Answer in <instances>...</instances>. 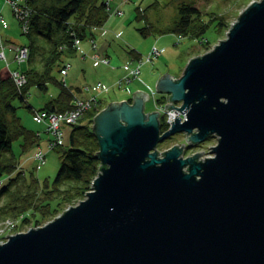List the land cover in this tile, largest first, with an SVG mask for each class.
Returning a JSON list of instances; mask_svg holds the SVG:
<instances>
[{
  "label": "water",
  "instance_id": "1",
  "mask_svg": "<svg viewBox=\"0 0 264 264\" xmlns=\"http://www.w3.org/2000/svg\"><path fill=\"white\" fill-rule=\"evenodd\" d=\"M172 75L155 89L186 118L161 132L147 91L109 102L93 117L91 189L44 225L7 234L0 264H264V0ZM176 133L185 141L160 152ZM212 136V156L183 155Z\"/></svg>",
  "mask_w": 264,
  "mask_h": 264
},
{
  "label": "trees",
  "instance_id": "2",
  "mask_svg": "<svg viewBox=\"0 0 264 264\" xmlns=\"http://www.w3.org/2000/svg\"><path fill=\"white\" fill-rule=\"evenodd\" d=\"M106 2L107 0L23 1V6L31 11L29 30L22 31V34L27 36L28 43L20 44L28 48L26 59L28 67L21 72L26 77V82L23 86L17 87L11 77H3L0 73V179L3 175L7 176L5 184L0 187V218L9 216L18 218L26 214L20 220L19 226L29 223L30 220L33 225H40L47 217L55 215L62 203L79 199L91 189L92 180L101 166L100 160L95 157L99 144L91 124L92 116L103 108L101 100L99 108L87 110L85 116L71 125L68 148L60 155V165L51 183H40L32 172L26 177L24 171L17 167L12 155L13 140L21 137V145L25 148L35 143L39 135L22 125L16 114L19 106L14 102L18 101L34 111L33 106L27 103L30 86L36 85L45 90L47 83L52 81L59 86V92L40 109L51 112L63 111L74 105L76 93H82V90L80 87L72 89L67 86L62 81V76L58 78L53 72L57 71L60 74L63 53L79 49L81 40L95 38L97 29L93 28L102 26L111 16ZM10 8L15 16L13 8ZM176 8L177 15L167 26L155 29L153 25L147 23L139 28V32L143 35L156 32L189 35L199 38L201 44L206 45L208 40H203V37L209 25L216 23V30L226 25L220 18L202 12L192 2H180ZM0 15L6 22L1 12ZM136 18H140L139 8L136 9ZM76 40L78 47L74 46ZM1 42L2 45L5 44L4 41ZM47 42L50 44L46 45ZM133 58L135 59L131 61L134 62L142 59L137 55ZM117 87L121 89V85ZM88 96L90 94L86 97ZM160 121L163 132L167 130V126L162 117Z\"/></svg>",
  "mask_w": 264,
  "mask_h": 264
},
{
  "label": "rangeland",
  "instance_id": "3",
  "mask_svg": "<svg viewBox=\"0 0 264 264\" xmlns=\"http://www.w3.org/2000/svg\"><path fill=\"white\" fill-rule=\"evenodd\" d=\"M10 1L16 0H0V12L7 22L6 29L1 31L2 41L5 43L3 44L5 49L1 51V55L4 54L5 57L2 58L0 56V73L3 77H10L11 69L15 71L17 68L24 69L28 67L26 62L23 64L18 63L15 60V55L9 51L10 45L28 43L27 36L22 34L23 26L14 16L10 8ZM121 1L122 0H109V5L111 8L117 5L116 7H119L123 13H110L111 16H109L104 24L99 26L96 30L95 38L88 37V39L81 40V47L85 51L88 50V42L91 46L92 42L94 43L95 46H92L94 49L91 48L93 50L96 49L97 57H95V59L99 60L96 65L93 60L87 57L81 59L79 57L80 54L75 52H65L61 56V60H66L71 64V67L68 69V76H65L67 86L85 88L86 86L91 87L100 82L103 83L105 87H108L103 94H100L102 98L99 100H101L103 108L106 107L109 102L129 99L132 92L135 90L146 91V85L154 91L156 103L163 104L168 99V94L156 91L155 85L157 79L166 71L170 75L173 74L172 76L179 77L190 58L206 53L220 40L226 38V33L231 24L237 20L240 12L253 0H124V4H120ZM180 2H192L199 7L202 12H207L211 16L220 18L226 25L216 30V23L210 24L203 37V40H208L206 45H202L203 43L201 44L199 38H193L189 35H184L181 40H178L177 34L172 32H156L149 33L148 35H143L139 32V28L144 27L147 23L153 25L155 29H161L170 24L171 20L177 15L176 7ZM137 8H139L140 11V18H136ZM205 18H207V15H205ZM20 20L23 21V19ZM47 44L49 45L50 43L47 42L46 45ZM98 44L99 47L97 49ZM153 46H156L159 54L152 57L151 61L141 65L139 79H134L133 83L129 85V88L128 85H125V87L121 85V89L118 88V80L126 72L123 70L122 66L132 59H135L133 58L134 55L141 56L142 59H145ZM131 51H133L134 54L131 53ZM108 60L109 65L107 62ZM104 61H106L107 64H105ZM53 73L58 78H61V75L57 71ZM58 92L59 86L52 81L47 83V88L45 90L38 88L36 85H31L27 95V103L33 106L34 110H39L47 102L54 99ZM84 94L88 95V92L83 91L82 95ZM14 103H16V106H19L16 109V114L17 117L20 118L22 125L39 135L35 143L25 148L21 145V137L13 140L12 155L16 160L17 167H20L24 171L26 177H29L30 172H32L33 176L38 179L40 183H51L60 165V155L68 148L71 125H62L63 144L57 146L53 150L47 151L49 135L45 130V126L34 121L33 111L25 107L24 104L18 101ZM175 104H178L176 107H179L181 102ZM99 105L100 103L97 108H99ZM145 110L146 113L155 110L151 100L145 102ZM85 115L86 113L82 114L80 118ZM94 116H92V118ZM212 137L213 138L210 137L200 144L190 146L191 149L185 151L184 155H191L195 152L204 151L202 153L203 158L212 156L213 154L209 151L211 148L210 146L216 143V137ZM184 141V134L176 133L172 135L171 138L159 143L157 149L162 152L169 149L173 144L183 143ZM39 148L43 151H47V155L45 163L37 169L36 161L33 157ZM6 180L7 176L3 175L0 179V187L5 184ZM84 197L85 195L74 201L62 203L60 209L55 212V215L50 218L47 217L40 225H33L30 220L29 223L19 226L21 224L17 217L13 218L9 216L0 218V243H4L8 240L7 234L11 235L17 232H25L30 228L44 225L60 215L69 206L75 205ZM53 204H55V201H53ZM22 216H26V214H22ZM7 220L10 221L12 225L11 228L7 222H5Z\"/></svg>",
  "mask_w": 264,
  "mask_h": 264
},
{
  "label": "built area",
  "instance_id": "4",
  "mask_svg": "<svg viewBox=\"0 0 264 264\" xmlns=\"http://www.w3.org/2000/svg\"><path fill=\"white\" fill-rule=\"evenodd\" d=\"M18 1V3H17ZM24 0H16V1H10V5L13 8V11L15 13V17L20 21L21 25L23 26V31L26 32L29 30V17L31 14L30 9H28L26 6H23ZM107 10L110 11V13H116L121 14L123 11L119 9L118 7L111 8L109 5V0H107ZM111 15V14H110ZM20 19H23L21 21ZM6 27V22H4L3 17L0 15V56L2 58L5 57V55H1V51H3L4 45H2L1 40V29ZM99 27H94L93 29H98ZM182 36L177 35V39L181 40ZM78 40L75 41V47H78ZM92 46L94 47V43L92 42ZM91 46V47H92ZM92 47V48H93ZM14 50L15 60L18 63H23L28 58V48L25 45H17L12 48ZM94 49V48H93ZM159 54L157 48L153 46L151 48V51L149 55L145 59L137 60V62L130 61L125 63L122 67L126 71L124 75L121 76V78L118 80V85H129L133 83V80L139 79V73L141 65L145 62L151 61L152 57L157 56ZM92 59L94 60V64L96 65L99 60H96L95 57L96 54H93ZM105 64H109V60ZM70 64L68 62H65L60 70V75L62 76V81L65 82V75L69 68ZM10 77L13 79V82L17 87H21L26 82V77L21 74L19 69H16L13 71L11 69V75ZM125 87V86H124ZM147 92L149 94V100L152 101L154 105L155 111H158L160 113V120L161 117L164 120V123L166 124V128L168 129L175 121L174 118L176 115L180 117V120L183 121L186 118L185 112L179 111L177 108L173 107L171 109L165 110V104L169 103V99H167L163 104L156 103V99L154 97V91L148 86ZM87 86L83 88V90L87 91ZM92 91L102 92L106 91L107 87H105L102 83L98 82L95 85L91 87ZM99 104V98L97 95H91L88 97H80L78 95H75L74 97V105L67 110L63 111H47V110H34L33 111V119L36 123L42 124L45 126V130L49 135L48 139V150H52L57 146H61L63 144V131H62V125H73L76 124L77 121L80 119L81 115L84 114L87 110L90 109H96ZM178 104L174 103V106H177ZM47 151H43L41 148H39L35 154L34 159L37 163V167L39 168L41 165L45 162V157ZM23 218L21 215L17 219L20 221ZM11 228L10 221H5Z\"/></svg>",
  "mask_w": 264,
  "mask_h": 264
},
{
  "label": "crops",
  "instance_id": "5",
  "mask_svg": "<svg viewBox=\"0 0 264 264\" xmlns=\"http://www.w3.org/2000/svg\"><path fill=\"white\" fill-rule=\"evenodd\" d=\"M123 1L124 0H122L121 2H120V4H124L123 3ZM116 6V5H115ZM108 30V29H107ZM109 32V31H108ZM107 32V33H108ZM106 33V34H107ZM105 36V35H104ZM103 36V37H104ZM97 43V42H96ZM88 45H89V47H88V50L87 51H85V50H83V48L81 47V45H80V48L79 49H77V50H75L74 52L75 53H78V54H80V58L81 59H85L86 57L87 58H89L90 60H93L92 59V55L93 54H96V49L95 50H93L92 48H91V46H90V44H89V42H88ZM14 46H16V45H10V48H9V51L10 52H12L13 54H14V50L12 49ZM98 47H99V44H98V46H97V49H98ZM98 53V52H97ZM99 54V53H98ZM101 55V54H100ZM106 55H108V54H106ZM94 61V60H93ZM65 62H68V61H66V60H63V62H62V66H63V64L65 63ZM69 64H70V62H68ZM109 65V64H108ZM71 67V64H70V66H69V68ZM62 68V67H61ZM68 68V69H69ZM123 68V67H122ZM124 70V69H123ZM65 76H68V70H67V72H66V75ZM66 82V81H65ZM103 84V83H102ZM104 85V84H103ZM72 89H75V88H79V86H70ZM88 87V86H87ZM92 87V86H91ZM91 87H88V88H90V89H88L87 90V92H88V94H90V96L91 95H97L98 96V98L99 97H101L100 96V94H103L105 91H102V92H97V91H92V89H91ZM81 90H82V92L83 91H85V90H83V88H80ZM107 89H108V87H107ZM76 91V90H75ZM136 91V90H135ZM78 96H80V97H86L87 96V94H84V95H82V93H76ZM102 98V97H101ZM149 100V99H148Z\"/></svg>",
  "mask_w": 264,
  "mask_h": 264
},
{
  "label": "flooded vegetation",
  "instance_id": "6",
  "mask_svg": "<svg viewBox=\"0 0 264 264\" xmlns=\"http://www.w3.org/2000/svg\"><path fill=\"white\" fill-rule=\"evenodd\" d=\"M175 78H177L176 76H174ZM169 95V94H168ZM146 111V110H145ZM171 138V137H170ZM213 138V137H212ZM200 144V143H199ZM194 146V145H192ZM188 149H191V147H187V144L185 145V147L183 148V155H184V152L187 151ZM195 151V150H194ZM190 155V154H189ZM184 156H187V155H184Z\"/></svg>",
  "mask_w": 264,
  "mask_h": 264
},
{
  "label": "bare ground",
  "instance_id": "7",
  "mask_svg": "<svg viewBox=\"0 0 264 264\" xmlns=\"http://www.w3.org/2000/svg\"><path fill=\"white\" fill-rule=\"evenodd\" d=\"M6 27H7V26H6ZM6 27H5V28H2L1 31H2L3 29H6ZM1 37H2V34H1ZM25 62H26V60H25ZM20 72H22V69H20ZM55 148H56V147H55ZM52 150H53V149H52ZM46 155H47V153H46ZM45 161H46V157H45ZM44 163H45V162H44ZM36 165H37V163H36ZM41 166H42V165H41ZM41 166H40V167H41ZM40 167H39V168H40ZM36 168L39 169L37 166H36Z\"/></svg>",
  "mask_w": 264,
  "mask_h": 264
}]
</instances>
